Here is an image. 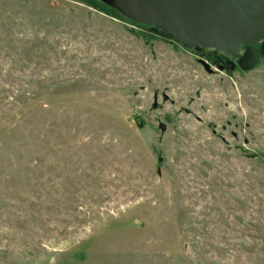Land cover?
I'll list each match as a JSON object with an SVG mask.
<instances>
[{"label": "rangeland", "instance_id": "1", "mask_svg": "<svg viewBox=\"0 0 264 264\" xmlns=\"http://www.w3.org/2000/svg\"><path fill=\"white\" fill-rule=\"evenodd\" d=\"M210 50L0 0V264H264V57Z\"/></svg>", "mask_w": 264, "mask_h": 264}, {"label": "water", "instance_id": "2", "mask_svg": "<svg viewBox=\"0 0 264 264\" xmlns=\"http://www.w3.org/2000/svg\"><path fill=\"white\" fill-rule=\"evenodd\" d=\"M100 1L127 19L164 31L184 47L223 52L243 71L264 57V0Z\"/></svg>", "mask_w": 264, "mask_h": 264}, {"label": "flooded vegetation", "instance_id": "3", "mask_svg": "<svg viewBox=\"0 0 264 264\" xmlns=\"http://www.w3.org/2000/svg\"><path fill=\"white\" fill-rule=\"evenodd\" d=\"M210 54L211 55H209L208 56V58L210 59V61L213 63V64H216V65H218V66H223V64H228L229 63V56H227V55H219V53H221L220 51H215V50H210ZM231 63V62H230ZM233 63H236V61H233L232 60V63L231 64H233ZM236 65H237V63H236Z\"/></svg>", "mask_w": 264, "mask_h": 264}, {"label": "trees", "instance_id": "4", "mask_svg": "<svg viewBox=\"0 0 264 264\" xmlns=\"http://www.w3.org/2000/svg\"><path fill=\"white\" fill-rule=\"evenodd\" d=\"M95 1L98 2V3H100L101 5H103L104 7H106L107 10H108V12H112V13L116 14V15H117L118 17H120V18H123V19L129 20V21H131V22H133V23H136V24H139V25L147 26V25H145V24L138 23V22L132 21V20H130V19H127V18L124 17L122 14H120L117 10H115V9H113V8H111V7H109L108 5L104 4V3L101 2L100 0H95ZM147 27L150 28V29H152V28L149 27V26H147ZM242 48H243V46H242ZM210 55H211V54H210ZM259 61H260V60H259Z\"/></svg>", "mask_w": 264, "mask_h": 264}]
</instances>
